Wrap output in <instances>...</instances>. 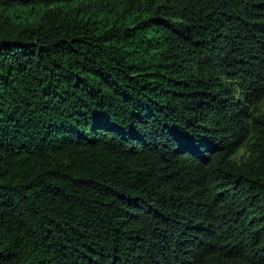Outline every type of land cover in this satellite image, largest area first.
<instances>
[{
    "label": "trees",
    "instance_id": "16d2710c",
    "mask_svg": "<svg viewBox=\"0 0 264 264\" xmlns=\"http://www.w3.org/2000/svg\"><path fill=\"white\" fill-rule=\"evenodd\" d=\"M0 264H264V0H0Z\"/></svg>",
    "mask_w": 264,
    "mask_h": 264
}]
</instances>
